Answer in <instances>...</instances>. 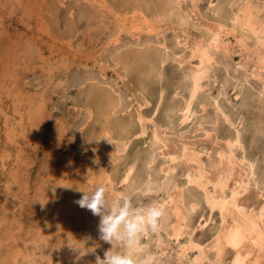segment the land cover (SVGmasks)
<instances>
[{
    "label": "rangeland",
    "instance_id": "obj_1",
    "mask_svg": "<svg viewBox=\"0 0 264 264\" xmlns=\"http://www.w3.org/2000/svg\"><path fill=\"white\" fill-rule=\"evenodd\" d=\"M239 1L0 0V264H94L110 244L99 240L100 217L75 201L80 190L100 183L110 197L126 193L137 204L155 200L166 209L160 231L147 232L138 250L150 252L154 264H188L199 253L206 256L201 264L231 263L232 248L224 246L218 258L212 247L230 216L210 209L206 193L187 183L196 167L182 157L198 154L209 181L223 173L224 197L238 189L239 208L255 214L264 207V62L257 59L264 46L259 50L238 28L221 32L228 51L215 52L191 117L182 122L180 116L198 63L190 51L212 38L213 25L232 28ZM249 1L255 20L264 21V0ZM132 8L158 15L156 30L143 28ZM242 35H248L245 46ZM116 55L128 56L127 69L114 62ZM104 92L118 100L107 119L93 109ZM139 114L145 119L140 123ZM97 123L110 130L101 136L102 147L95 141ZM224 150L230 157L220 158ZM208 185L207 192L216 194ZM174 198L186 217L178 238L175 204L168 202ZM259 221L264 231V219ZM83 243L100 246L78 259L71 245ZM189 243L198 249L182 254Z\"/></svg>",
    "mask_w": 264,
    "mask_h": 264
},
{
    "label": "bare ground",
    "instance_id": "obj_2",
    "mask_svg": "<svg viewBox=\"0 0 264 264\" xmlns=\"http://www.w3.org/2000/svg\"><path fill=\"white\" fill-rule=\"evenodd\" d=\"M197 1V0H196ZM195 0H192V3H194ZM241 2V0L239 1ZM177 3V2H176ZM242 4V3H241ZM233 5V4H232ZM239 5V4H238ZM197 6V5H196ZM231 6V5H230ZM229 6V7H230ZM234 6V5H233ZM138 7V6H137ZM191 8V7H190ZM255 7H253V4H251V2L249 0H243V4L241 5L240 9L238 10L237 13L233 14L230 19H231V26L232 28L229 30L228 28H226L224 25L217 23L214 26L213 35L212 38L208 40V42H204V41H198L195 43L194 47L192 48V50L190 51V58H194L197 60V64L193 70V73L190 77V86H189V95L185 100L184 103V107L181 110V114L182 116V122L186 121L189 117H191V105L193 103V101L195 100L196 96H197V92L202 89L201 88V81L203 79H205V72L208 69V66H211V63L214 60V54L215 52H217L218 50H222L224 52L228 51V47L226 45V42H221L219 41L220 39V33L221 32H226L229 33V35L234 32H236V29H240V32H242L243 34H250V37L253 38L255 40V42L258 43V49L259 47L262 48L264 46V21L260 22V21H256V15L254 14V10L253 9ZM257 8V7H256ZM264 8V7H263ZM174 9V8H173ZM134 12H139L140 16H138L139 18L137 20H139V24L143 25V28H146L147 31L152 32L155 29V25L153 24V22H156V19L158 20L160 17L158 15H149V14H143L140 12V10H137L136 8H132V11L130 12V14ZM258 12V11H256ZM129 13V12H128ZM259 14V13H257ZM161 16V15H160ZM178 16V15H177ZM259 16V15H258ZM107 17V16H106ZM111 17V16H110ZM137 17V16H136ZM135 18V17H133ZM182 18V17H181ZM132 19V18H131ZM136 19V18H135ZM184 19V18H183ZM112 21V20H111ZM123 21V20H122ZM138 22V21H137ZM157 23V22H156ZM180 24V23H179ZM127 25V23H126ZM134 25V24H133ZM118 26V25H117ZM139 27V25H138ZM138 27H136L138 29ZM199 27V26H198ZM207 28V27H206ZM203 29V28H202ZM135 30V29H134ZM137 31V30H136ZM140 31V30H138ZM208 31V29H207ZM216 31V32H215ZM245 33H244V32ZM164 33V32H163ZM210 33V31H209ZM225 33V34H226ZM238 33V32H237ZM241 35V34H240ZM247 35V36H248ZM246 35H242L241 37V44L243 46L244 45V40H247ZM244 37V38H243ZM200 39V38H199ZM236 40V39H235ZM243 40V41H242ZM174 41V40H173ZM248 41V40H247ZM178 42V41H177ZM194 43V42H193ZM158 45V44H157ZM181 46V45H180ZM241 46V45H240ZM239 46V47H240ZM257 46V44H256ZM140 48V47H139ZM191 48V47H189ZM161 49V48H160ZM254 49V48H253ZM260 50V49H259ZM257 50L256 53L259 51ZM249 51V50H248ZM118 52V51H117ZM255 52V51H254ZM253 52V53H254ZM116 53V52H115ZM119 53V52H118ZM130 53V52H128ZM246 53V52H245ZM127 56V55H126ZM143 57V56H142ZM259 58V60H261L262 62H264V51L263 52H258L257 53V59ZM128 56L124 57V60L121 59V57H119V55H116L114 57V62H116L117 64L122 65L123 67L126 68V63L128 62ZM134 60V58H132ZM174 59V58H173ZM258 60V61H259ZM125 61V62H124ZM259 63H261L259 61ZM145 64V63H144ZM138 65V64H137ZM147 65V63H146ZM162 65V63L160 64ZM215 65V64H214ZM260 65V64H258ZM263 65V64H262ZM224 66V65H223ZM194 67V66H193ZM242 67V65H241ZM263 67V66H262ZM124 69V68H123ZM127 69V68H126ZM208 73V72H207ZM122 76V75H121ZM124 80V79H123ZM234 80V79H233ZM213 82V81H212ZM151 86V85H150ZM161 86V85H160ZM239 88V87H238ZM85 90V89H84ZM108 93V92H107ZM104 94L102 95L99 99V101L95 104L96 106H93L94 111H96V113L98 114V116H102V119H107L110 115H113L112 113L114 112L115 109H117V101L115 99V97L111 96L110 94ZM111 93V92H110ZM116 93V92H115ZM112 94V93H111ZM261 94V93H260ZM115 95V94H114ZM88 98V96H87ZM264 98V97H263ZM210 101V100H209ZM90 104V102H88ZM93 105V104H92ZM122 105V104H121ZM135 105V104H134ZM148 105V104H147ZM98 106V107H97ZM117 106V107H116ZM216 107V106H215ZM127 108V107H126ZM203 108V105H202ZM169 109V108H168ZM140 110V109H139ZM203 110V109H202ZM201 111V110H200ZM221 112V111H220ZM219 112V113H220ZM180 113V111H179ZM223 114V113H221ZM141 114H139L137 116L138 122L140 123L141 121L145 120L144 117H140ZM225 118V117H224ZM90 118H88L89 120ZM96 119V118H95ZM87 120V121H88ZM160 120V119H159ZM147 121V120H146ZM151 121V120H150ZM94 122V121H93ZM100 121H98L99 123ZM107 122V121H106ZM95 123V122H94ZM97 123V124H98ZM175 123V122H174ZM151 124V123H150ZM98 132L100 133V136H98L96 138V144L98 145V147H102L101 144L102 142H100L101 140V136L104 135L105 137H107L108 133H110V130L108 129V126L105 123H101L98 124ZM127 125V124H126ZM96 126V125H95ZM142 126V125H141ZM140 127V126H139ZM205 127V126H204ZM231 128V126H230ZM198 129V128H197ZM109 130V132H108ZM141 130V129H140ZM139 130V131H140ZM142 131V130H141ZM157 131V130H156ZM155 131V132H156ZM143 132V131H142ZM123 135V133H121ZM143 136V133H141ZM139 134V135H141ZM153 134V133H152ZM138 135V136H139ZM103 136V138H104ZM207 136V135H206ZM112 137V136H111ZM109 138V137H108ZM121 138V137H120ZM132 138V137H131ZM154 138L156 140H159L158 136L156 133H154ZM115 141V139H114ZM236 141V140H235ZM111 142V141H110ZM150 142V141H149ZM154 142V141H153ZM166 142V140H165ZM105 143V142H104ZM155 143V142H154ZM159 143V142H158ZM162 143V142H161ZM118 144V143H117ZM120 144V143H119ZM233 144H236V142ZM230 141L225 145L228 146L229 149L231 150L232 145L230 146ZM104 146V145H103ZM111 146V145H110ZM122 146V145H121ZM183 146V144H182ZM181 146V148H182ZM236 146V145H235ZM238 146V143H237ZM113 147V146H112ZM111 147V148H112ZM124 147V146H123ZM122 147V148H123ZM126 147V146H125ZM151 147V146H150ZM185 147V146H183ZM116 148V147H115ZM121 148V149H122ZM239 148V147H238ZM126 148H123V150L121 152H123ZM184 150L187 148H183ZM84 150V149H83ZM157 150V149H156ZM191 150V149H189ZM227 150V148H226ZM229 150V151H230ZM236 150V149H235ZM188 151V150H187ZM225 151V150H224ZM228 151V150H227ZM227 151H225V153L227 154H222L220 152H218L220 158H222L223 156H229L230 157V152L228 153ZM97 152V151H96ZM114 153L116 151H113ZM120 151L117 150L116 153H119ZM180 153V152H179ZM181 154V153H180ZM122 155V154H121ZM182 155V154H181ZM198 154H194V153H189L186 152L183 154L182 159L184 158L187 162H192L195 164L194 170H192V174H188L187 177V183L188 184H192V185H196L197 187H199L200 189L203 190L204 194L206 193V203L208 204V206L210 207V209L213 210V208H217L221 211L223 217L225 214L230 216V224L228 225V227L224 228L222 230L221 233H219L214 239V243L212 245V247L215 248V250L217 249L216 252V257H220V252L221 249L225 246H229L230 248H232L234 250V254L232 256L231 263L230 264H260V259L262 257L263 254V250H264V231L262 230V228L260 227V225L257 223L258 220H260L261 222L263 221V214L262 212L264 211V207H261L257 213L253 214L252 212H248V211H244L241 207L239 208L237 206L236 203V196L238 194V189L237 191L234 190H230L231 195L229 198H225L224 197V193H223V189L227 186V183L225 179V177L223 178V173H220L218 175V177L214 180V181H209L208 179H206V175H204L203 173H205L203 171V173H201L200 170V164L198 162ZM232 156V154H231ZM177 157V156H176ZM197 157V158H196ZM228 163L229 164H233L234 163V159L232 158V160L229 158ZM243 157V156H242ZM167 158V157H166ZM218 158V157H217ZM224 158V157H223ZM225 158V159H226ZM164 159V158H163ZM177 159V158H176ZM183 159V160H184ZM227 159V160H228ZM172 160H174V158H172ZM221 160V159H220ZM224 160V159H223ZM234 160V161H233ZM165 161V160H164ZM163 162V161H162ZM221 162H226V161H221ZM236 162V161H235ZM227 163V168L228 170H232L233 167L229 166ZM173 164V163H172ZM193 164V165H194ZM125 165V164H124ZM237 165V164H236ZM166 166V165H165ZM92 167V166H91ZM229 167H231L232 169H229ZM221 168V166H220ZM224 168V167H223ZM227 168H225V170H227ZM133 170V162H131L125 169V178L124 180H127L129 178V176L131 175V172ZM161 171V170H160ZM165 173H169V171H171L170 166H167ZM242 171V170H241ZM191 172V171H190ZM225 172V171H224ZM229 172V171H228ZM226 172V173H228ZM248 174L251 175V168H249L247 170ZM246 172V173H247ZM104 174V173H103ZM155 174V173H154ZM230 173H228L229 175ZM233 175V174H232ZM105 177V176H104ZM230 177V176H229ZM148 179V178H147ZM244 179V178H243ZM101 180V179H100ZM107 180V179H106ZM240 180V179H239ZM243 181V180H242ZM162 182V181H161ZM160 182V183H161ZM210 184V185H208ZM240 183H238L239 185ZM245 184V183H244ZM248 184V183H247ZM207 185L208 186H213V190L215 193V190L218 189V191L216 192V194H210L207 192ZM241 186V185H240ZM248 186V185H247ZM197 188V189H199ZM257 188V187H256ZM226 189V188H225ZM230 189V188H229ZM234 189V188H233ZM241 191V189H239ZM180 191V190H179ZM168 192V191H167ZM179 193V192H178ZM213 193V192H212ZM218 193V194H217ZM177 195V194H176ZM180 195V194H179ZM213 195V196H212ZM241 196V195H240ZM246 196V195H245ZM171 197V196H170ZM174 197V196H173ZM178 197V196H177ZM176 197V198H177ZM202 197V196H201ZM170 199L168 202L171 204H175L174 205V209H173V215L175 216V226L173 228V236L175 238H178L181 235V226L183 227L182 224L186 223V217L184 214V209L183 211L181 210L182 208H179L176 205V201L178 199ZM182 205V204H181ZM168 207V206H167ZM193 207H191V209H193ZM196 209V208H195ZM257 209V208H256ZM181 210V211H180ZM211 210V211H212ZM248 210V208H247ZM252 210V209H251ZM218 211V210H217ZM249 211H250V207H249ZM183 212V213H182ZM89 217V216H88ZM222 217V216H221ZM87 219V218H86ZM198 221V220H197ZM259 221V223H260ZM91 222V221H90ZM224 222V221H223ZM94 223V222H93ZM222 223V221H221ZM84 224V223H83ZM203 224V223H202ZM222 225V224H221ZM186 227V226H185ZM87 228V227H86ZM188 230V229H187ZM79 235V234H78ZM182 238V237H181ZM85 239V238H84ZM83 241V240H81ZM70 243V242H69ZM211 245V244H210ZM198 247L192 243L187 244L186 246H184V248L182 249V254ZM207 248V247H206ZM213 248V249H214ZM200 249V248H199ZM204 250H206L205 248H202ZM202 249H200V251H203ZM206 253V252H205ZM215 253V252H214ZM233 253V252H232ZM253 254V257L250 258V256ZM188 255V254H187ZM211 257V256H210ZM213 257V255H212ZM206 258V256L203 253H199L198 256H196L194 259H192V261H190L188 264H201L202 260L205 261L204 259ZM216 258V259H218ZM263 258V257H262ZM264 259V258H263ZM215 260V259H214ZM217 261V260H216ZM220 261V260H219ZM263 261V260H262ZM213 263V262H212ZM220 264V263H219Z\"/></svg>",
    "mask_w": 264,
    "mask_h": 264
},
{
    "label": "clouds",
    "instance_id": "obj_3",
    "mask_svg": "<svg viewBox=\"0 0 264 264\" xmlns=\"http://www.w3.org/2000/svg\"><path fill=\"white\" fill-rule=\"evenodd\" d=\"M83 195L75 201L99 216L97 226L99 240L110 244L103 256H95L94 264H154L150 252H140L142 237L160 231L166 218V209L155 200L142 204L134 202L126 193H115L111 197L103 184H96L90 191L80 190ZM99 244L92 247L71 245L78 252V259L95 253Z\"/></svg>",
    "mask_w": 264,
    "mask_h": 264
}]
</instances>
